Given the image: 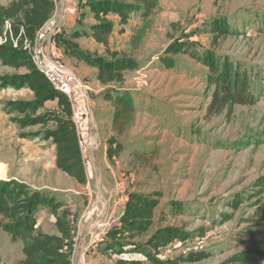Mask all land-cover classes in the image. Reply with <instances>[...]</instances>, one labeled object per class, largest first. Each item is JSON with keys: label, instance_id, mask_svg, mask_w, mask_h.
Here are the masks:
<instances>
[{"label": "crops", "instance_id": "0c3cea01", "mask_svg": "<svg viewBox=\"0 0 264 264\" xmlns=\"http://www.w3.org/2000/svg\"><path fill=\"white\" fill-rule=\"evenodd\" d=\"M18 1L0 0V183H20L49 199L34 216L35 229L62 241L71 264H204L212 256V246L221 250L220 242L211 245V240L225 232L232 216L222 210L203 211L199 225L190 219L196 213L184 215L186 205L178 201L184 207L180 211L158 202L150 212L136 208L131 213L137 198L155 199L161 193L156 186L158 167L174 164L132 161L127 157L130 147L143 149L145 137L130 135V128L118 136L111 123L117 91L129 93L136 104L168 97L164 76L172 71L164 51L173 42L190 50H209L208 36L199 34V26L206 29L211 3L155 0L148 14L134 7L109 12L102 17L112 24L104 46L90 37L98 22L87 0H51L50 15L31 36L15 24L20 17L15 14ZM119 12L127 14L124 22ZM24 38L36 41L74 71L81 82L74 107L53 92L25 54L14 48ZM68 43L107 62L130 60L136 68L123 71L121 83L102 85L95 67L69 55ZM107 90L111 91L104 97ZM192 96L176 97L180 111ZM114 135L121 150L109 154L116 146L111 147L107 137Z\"/></svg>", "mask_w": 264, "mask_h": 264}, {"label": "rangeland", "instance_id": "374dc122", "mask_svg": "<svg viewBox=\"0 0 264 264\" xmlns=\"http://www.w3.org/2000/svg\"><path fill=\"white\" fill-rule=\"evenodd\" d=\"M204 1L211 3L206 29L199 26V34L206 33L210 41L205 52H211L217 62L230 66L246 80L256 102L234 106L230 113L227 108L219 114L208 112L213 88L207 83L208 68L197 59L205 52L176 48L173 42L164 51L168 70L172 71L164 76L168 97L162 102L147 100L138 104L131 100L138 112L127 128L130 135L137 133L136 137L145 138L141 141L144 148L131 146L127 157L146 164H174L157 170L160 182L156 186L161 193L153 200L161 207L169 208L171 204V208L180 211L184 207L176 201L182 202L186 205L183 214L195 212V218L190 219L199 225L203 211L222 210L232 216L225 232L214 234L216 238L211 240V245L220 242L221 250L214 251L212 246V256L204 264H264V235H243L253 228L256 212L264 207V0ZM102 2L103 5L90 7ZM132 2L87 0L91 13L107 7L110 11L120 9ZM180 93L194 94L181 111L176 99ZM111 140L113 146L119 144L115 135L107 137L108 142ZM32 192L27 186L22 188L19 201H27ZM22 248L21 241L13 242L0 231V264H19V258L24 259Z\"/></svg>", "mask_w": 264, "mask_h": 264}, {"label": "trees", "instance_id": "16d2710c", "mask_svg": "<svg viewBox=\"0 0 264 264\" xmlns=\"http://www.w3.org/2000/svg\"><path fill=\"white\" fill-rule=\"evenodd\" d=\"M39 1L19 0L18 5H16L15 14L20 17L17 18L15 24L22 26L29 36L33 34L41 19L47 18L53 9V2L51 0ZM132 1L134 4L131 6L128 5L125 8H142L145 10L144 14H148L155 7V0ZM103 4L102 2V4L99 3L90 7L95 8L96 5L100 6ZM26 7H30V9L26 10ZM122 8L110 11L107 7L105 9L100 8V10L94 12L95 19L98 23L91 27L90 37L96 43L106 46L112 31V24L104 21L102 17L109 12L116 13L117 11H121ZM126 15V13H120L121 22L125 21ZM67 48L72 58L83 61L98 70L97 79L102 85H107L112 82L121 83L123 71L136 68V64L130 60L122 59L116 60L115 62H107L103 58L92 57L77 51L71 43L67 44ZM176 48H182V46H176ZM20 51L23 52L22 50ZM25 56L30 62L26 54ZM197 59L202 62L203 66L208 68L209 75L207 77V83L213 88L208 112L219 114L227 108L228 113H230L234 106H251L256 102L249 93L248 82L233 72L230 66H224L223 63L221 65L220 62H217L211 52H205L203 56ZM37 73L40 74L38 71ZM50 88L52 89L51 86ZM52 91L55 92L53 89ZM107 94V92H104L103 96L106 97ZM113 107L114 117L111 123V129L118 136H121L130 124L135 114V108L131 106L130 95L123 91H117V95L113 101ZM108 144L112 147L114 142L111 140ZM120 150L121 146L116 143V147L114 149L109 148L108 152L109 154L119 153ZM24 187L25 185L16 182L0 183V231L2 230L7 233L13 242L19 240L23 243L22 254L24 259L20 264H71L69 254L62 249V241L55 237L39 233L35 229L34 216L41 207L50 202L49 199L43 193L33 191L27 201L20 202L19 195ZM157 203V201L150 198H137L135 205H133L134 209L130 212L132 213L136 208L142 209L145 213L150 212L156 207ZM256 215V219L252 220L251 227L253 228L248 229L246 232L244 231V237L255 238L264 235V207L260 208L256 212ZM146 224L148 225V223ZM240 261L242 262V258Z\"/></svg>", "mask_w": 264, "mask_h": 264}, {"label": "built area", "instance_id": "2783aa9c", "mask_svg": "<svg viewBox=\"0 0 264 264\" xmlns=\"http://www.w3.org/2000/svg\"><path fill=\"white\" fill-rule=\"evenodd\" d=\"M14 48L22 50L52 89L65 96L71 107H74L75 90L81 86V82L72 69L55 61L36 41L24 38L21 45L15 44Z\"/></svg>", "mask_w": 264, "mask_h": 264}]
</instances>
